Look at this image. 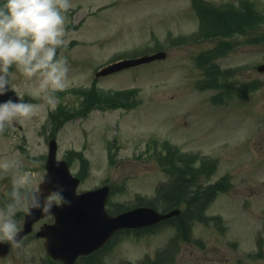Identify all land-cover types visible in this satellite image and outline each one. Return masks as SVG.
Wrapping results in <instances>:
<instances>
[{"label": "rangeland", "instance_id": "374dc122", "mask_svg": "<svg viewBox=\"0 0 264 264\" xmlns=\"http://www.w3.org/2000/svg\"><path fill=\"white\" fill-rule=\"evenodd\" d=\"M203 1L215 6L243 1L235 7L244 29L252 31L231 38L238 46L227 53L222 48L213 59L208 56L217 54L218 39L193 36L198 19L191 0H71L66 46L58 49L68 60L69 87L56 93L54 111H42L22 122L21 130L9 127L0 135V164L10 165L6 174L0 170V208L10 202L7 192L17 170L34 171L37 179L44 175L47 142L54 137L57 159H65L80 179L77 190L109 185V208H131L136 200L145 204L162 185L175 187L197 169L201 186L229 182L208 194L205 221H193L189 236L175 238L174 228L166 225L141 236L118 235L92 262L264 264V74L255 70L264 62V0ZM253 33L256 44L248 42ZM156 46L166 53L163 60L94 77L106 63ZM9 82L23 102L42 103L18 72ZM133 88L124 97L120 92ZM98 92L110 93L111 104ZM184 152L196 158L185 159ZM202 160L208 161L204 169ZM186 213L190 222L192 214L200 217L191 208ZM0 264L48 260L31 236Z\"/></svg>", "mask_w": 264, "mask_h": 264}, {"label": "clouds", "instance_id": "9594fccd", "mask_svg": "<svg viewBox=\"0 0 264 264\" xmlns=\"http://www.w3.org/2000/svg\"><path fill=\"white\" fill-rule=\"evenodd\" d=\"M72 7L71 0H3L0 3V97L10 91L9 78L18 72L30 83L31 95L42 103L23 102L22 98H9L0 102V134L6 125L31 120L47 109L55 110L59 104L56 93L68 89L70 68L58 49L66 46V13ZM15 71H10L11 69ZM10 165L0 164V170L8 173ZM34 171L19 170L12 176L10 202L0 208V241L14 247L20 246L18 239L22 221L34 211L52 214L56 207L70 202L63 195V188L53 187L45 191L42 186L50 183L47 176H37ZM0 178H3L0 175Z\"/></svg>", "mask_w": 264, "mask_h": 264}, {"label": "water", "instance_id": "95a60500", "mask_svg": "<svg viewBox=\"0 0 264 264\" xmlns=\"http://www.w3.org/2000/svg\"><path fill=\"white\" fill-rule=\"evenodd\" d=\"M163 56V53H159L149 58L123 61L102 69L96 76H104ZM257 70L264 72V64L260 65ZM9 98L15 100L10 91L6 96L0 97V102ZM55 156L56 143L53 139L49 142V153L46 161L47 173L45 175L49 177L50 183L42 187L46 192L55 186L63 188V195L70 202L68 205L54 208L52 215L55 217V224L45 225L38 233L39 237L46 238L45 246L53 259H60L68 264L77 255L86 254L98 248L119 229L153 225L178 214L176 210L167 214H160L152 208H139L111 217L104 211L109 189L104 187L77 197L75 189L78 185V179L71 177L66 163L56 161ZM80 211L84 212L86 217L75 215ZM47 215L49 214L34 211L32 215L25 217L24 229L20 232L18 239L30 231L33 222ZM7 250L8 247L0 243V256H4ZM64 250L67 254L64 253ZM63 254L66 255V258H63Z\"/></svg>", "mask_w": 264, "mask_h": 264}, {"label": "trees", "instance_id": "16d2710c", "mask_svg": "<svg viewBox=\"0 0 264 264\" xmlns=\"http://www.w3.org/2000/svg\"><path fill=\"white\" fill-rule=\"evenodd\" d=\"M225 10H229V11H225ZM231 12H233V13H231ZM198 14H199L201 19L207 20V21H210V19L212 17L213 22L212 23L210 22L209 26L206 27V29L209 30V33H210L209 35H216V37H220L223 35L224 36L225 35L230 36L234 32L239 31L243 28H246V26H244L242 24V21L240 18L241 17L240 13L233 7L232 8H226V9H219V8L217 9V8H214L213 6L208 5V4H206V5L199 4L198 5ZM256 14H258V13L256 12ZM217 15H218V17L214 18ZM237 19H239V20H237ZM256 40H257V38H256ZM256 40H255V42H256ZM215 51L217 53V56L220 55V50L216 49ZM213 56H215V54L212 55V53H210L208 58L212 59ZM216 79H217V75L214 78V80H216ZM99 95L101 98H104V95H101V94H99ZM104 100L107 103L111 104L110 100H108L106 98H104ZM86 101H88V100H86ZM57 116L59 118H61L64 115L62 114V111H60V113H58ZM51 117L53 118V115ZM197 173H198V170H194L193 174L189 173V177L191 178L189 180H186L185 176H181V178H179L180 180L178 179V182L175 185V187L170 188V186H168L170 183H166V184L162 185L161 186V191H162L161 197L153 200V202L149 203V205L155 207V206H157V205H155V203L159 204L160 209H162L163 211L169 210V209L176 207V206L178 207L180 205H184L185 212L187 210H189V207H194L195 213L200 214L201 210H202V207H200V206L202 204L204 205L205 203H207L209 201V196H211V195H208V194H209V192H213L214 190H216L217 185H213L212 187H209L208 193H206L207 191H204V194H200L199 187L197 186L196 183H194V182H196L195 181V178H196L195 175H197ZM189 183H190V185H189ZM191 185H192V187H194L196 189L192 190L190 188ZM195 197H196V199H195ZM185 212H184V214H185ZM184 214H182L178 220V221L182 222V224L184 223V226H179V229H181L180 235L189 236V232L191 229V222L189 221L187 215L183 216Z\"/></svg>", "mask_w": 264, "mask_h": 264}, {"label": "flooded vegetation", "instance_id": "af4514ba", "mask_svg": "<svg viewBox=\"0 0 264 264\" xmlns=\"http://www.w3.org/2000/svg\"><path fill=\"white\" fill-rule=\"evenodd\" d=\"M37 224H35V225H37ZM33 228H34V226H33ZM93 256H94V254L87 255V256H80L75 264H93L92 263V257Z\"/></svg>", "mask_w": 264, "mask_h": 264}]
</instances>
